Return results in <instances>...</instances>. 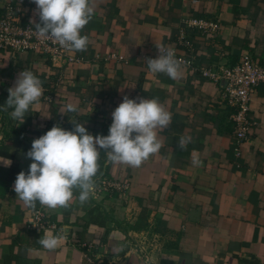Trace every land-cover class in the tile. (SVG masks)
I'll list each match as a JSON object with an SVG mask.
<instances>
[{"label":"crops","instance_id":"obj_1","mask_svg":"<svg viewBox=\"0 0 264 264\" xmlns=\"http://www.w3.org/2000/svg\"><path fill=\"white\" fill-rule=\"evenodd\" d=\"M91 2L94 15L81 32L89 45L74 52L83 61L53 63L37 51L0 54V106L24 69L44 90L23 123L11 118L12 109L0 110V160L11 161H0V264H264V84L252 95L248 118L256 124L237 158L232 110L220 85L185 65L175 80L147 65L161 44L182 55L180 32L192 43L195 67L233 64L245 51L264 59V0ZM7 5L22 22L39 23L33 0H0V14ZM197 20L215 27L187 23ZM125 96L156 98L171 113L159 152L137 168L108 162L100 149L88 202L81 205L74 190L68 207L24 205L13 189L32 162L26 157L32 141L57 124L71 130V121L93 136L107 135ZM69 103L78 111L67 112ZM189 135L181 150L179 139ZM104 182L126 189L103 188ZM36 209L56 230L27 228L28 210ZM62 229L68 238L55 250L40 245L45 232Z\"/></svg>","mask_w":264,"mask_h":264},{"label":"clouds","instance_id":"obj_2","mask_svg":"<svg viewBox=\"0 0 264 264\" xmlns=\"http://www.w3.org/2000/svg\"><path fill=\"white\" fill-rule=\"evenodd\" d=\"M33 3L39 10V23L35 24L39 36L52 39L73 52L87 49L89 38L81 32L95 12L91 0H33ZM158 51L156 58L147 59L149 71L179 79L183 62L177 58L175 50L161 44ZM8 91L6 103L0 110L12 109L11 118L21 123L44 95L41 80L26 69L19 73L14 87ZM66 111L77 112L78 106L69 103ZM111 118L107 135L93 136L82 123L71 121V130L57 124L32 141L26 153L32 161L28 171H20L14 181L13 190L24 205L35 208L39 203L50 209L68 207L74 190H78L79 203L85 204L96 192L100 149L105 150L108 162L138 168L163 147L160 133L170 125L172 117L156 98L137 101L125 96ZM191 142L190 135L183 136L178 147L184 150ZM3 163L10 165L11 161ZM192 164L199 166L200 158L194 156ZM67 238V230L62 229L59 234L47 231L39 243L44 249L55 250Z\"/></svg>","mask_w":264,"mask_h":264},{"label":"built area","instance_id":"obj_3","mask_svg":"<svg viewBox=\"0 0 264 264\" xmlns=\"http://www.w3.org/2000/svg\"><path fill=\"white\" fill-rule=\"evenodd\" d=\"M187 23L200 29L215 27L202 20L188 21ZM177 45L183 48L182 55L176 54L177 58L183 62L182 65L194 68L203 78L220 85L223 102L232 110L230 122L235 132L234 154L237 158L240 157L239 145L248 139V131L256 124L248 118V113L252 95L259 86L264 84V59L256 58L251 52L245 51L233 64L215 63L209 67H195L191 56L193 54L192 43L181 32L177 39ZM172 49L175 50V48ZM3 51L13 54L37 51L53 63L58 60L73 63L83 61V57L76 56L73 51L62 48L56 41L39 36L35 27L22 22L14 8L9 5L5 6L0 14V54ZM101 187L126 189V186L108 182L102 183ZM27 218L28 229L35 231L56 230L55 224L42 210H28Z\"/></svg>","mask_w":264,"mask_h":264}]
</instances>
